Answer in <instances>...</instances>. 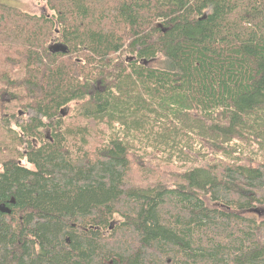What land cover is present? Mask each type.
Here are the masks:
<instances>
[{
    "label": "trees",
    "instance_id": "16d2710c",
    "mask_svg": "<svg viewBox=\"0 0 264 264\" xmlns=\"http://www.w3.org/2000/svg\"><path fill=\"white\" fill-rule=\"evenodd\" d=\"M11 1L0 264H264V0Z\"/></svg>",
    "mask_w": 264,
    "mask_h": 264
},
{
    "label": "rangeland",
    "instance_id": "374dc122",
    "mask_svg": "<svg viewBox=\"0 0 264 264\" xmlns=\"http://www.w3.org/2000/svg\"><path fill=\"white\" fill-rule=\"evenodd\" d=\"M10 3L12 5L19 7L23 11L33 13V14H37V15L42 13V12H45L47 10L45 4L40 0H13ZM149 64L151 66L159 67V66L163 65V61H162V59H156V60L151 61ZM6 98H8V96H6ZM18 115H22V113L19 112ZM29 115H30L29 111H26L24 113V118H27ZM3 131H4V129L0 130V138L2 137V135H4V133H2ZM95 144H96V139L90 140L91 146H94ZM21 163L23 165H26V166L28 165L25 161H21ZM188 166H189L188 164L187 165H181L179 163H175V164L170 165V168L172 170L179 171V170L187 168ZM134 179L141 184H146L149 181L153 180L154 177L153 176L141 177L138 173V170L136 169L134 171ZM250 214L255 215L257 217H264V212H262V211L259 213L251 212Z\"/></svg>",
    "mask_w": 264,
    "mask_h": 264
},
{
    "label": "water",
    "instance_id": "95a60500",
    "mask_svg": "<svg viewBox=\"0 0 264 264\" xmlns=\"http://www.w3.org/2000/svg\"><path fill=\"white\" fill-rule=\"evenodd\" d=\"M65 45L64 44H61V43H54V44H52V46H51V51H61V52H65L66 50H65ZM63 112V111H62ZM61 112V113H62ZM62 114H64V113H62ZM0 210L2 211V212H6V213H8L9 212V209L8 208H6L4 205H0ZM253 212H256V213H259V211H257L256 209H253L252 210ZM262 212H264V210H262Z\"/></svg>",
    "mask_w": 264,
    "mask_h": 264
},
{
    "label": "bare ground",
    "instance_id": "6f19581e",
    "mask_svg": "<svg viewBox=\"0 0 264 264\" xmlns=\"http://www.w3.org/2000/svg\"><path fill=\"white\" fill-rule=\"evenodd\" d=\"M57 43H58V42H57ZM61 44H63V43H61ZM65 46H66V45H65ZM65 50L67 51V46L65 47ZM66 51H65V52H66ZM65 52H64V53H65Z\"/></svg>",
    "mask_w": 264,
    "mask_h": 264
}]
</instances>
